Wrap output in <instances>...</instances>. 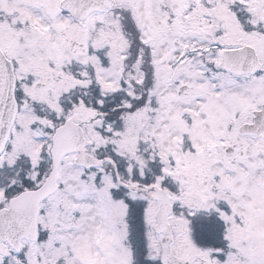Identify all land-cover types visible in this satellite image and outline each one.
I'll return each instance as SVG.
<instances>
[{
  "label": "snow or ice",
  "instance_id": "obj_1",
  "mask_svg": "<svg viewBox=\"0 0 264 264\" xmlns=\"http://www.w3.org/2000/svg\"><path fill=\"white\" fill-rule=\"evenodd\" d=\"M0 264H264V0H0Z\"/></svg>",
  "mask_w": 264,
  "mask_h": 264
}]
</instances>
